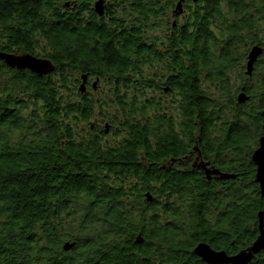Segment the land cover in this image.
I'll list each match as a JSON object with an SVG mask.
<instances>
[{"label":"trees","instance_id":"16d2710c","mask_svg":"<svg viewBox=\"0 0 264 264\" xmlns=\"http://www.w3.org/2000/svg\"><path fill=\"white\" fill-rule=\"evenodd\" d=\"M83 2L0 0V52L54 67L38 75L0 61V264H202L193 253L199 243L247 246L264 207L250 162L253 141L264 135L262 112L253 133L248 115L232 117L239 173L209 181L159 167L157 144L169 159L178 156L173 144L190 140L173 132L169 107L153 99L87 101L79 81L96 77L103 87L114 82L115 93L138 95L159 88L162 62L177 64L173 87L191 94L195 143L196 132H211L210 120L224 116L250 49L264 46V0H123L128 12L115 15L125 17L118 24L131 33L127 47L79 62L76 5ZM207 135L206 150H217L222 140ZM157 170L167 175L159 189ZM67 242L74 246L64 251Z\"/></svg>","mask_w":264,"mask_h":264},{"label":"flooded vegetation","instance_id":"af4514ba","mask_svg":"<svg viewBox=\"0 0 264 264\" xmlns=\"http://www.w3.org/2000/svg\"><path fill=\"white\" fill-rule=\"evenodd\" d=\"M98 3L100 4L101 14L97 12ZM173 5L175 6L176 3L174 2ZM182 10L183 12H186L185 9ZM116 11H119L118 13L121 14H126L128 12L127 4L124 3L123 0H84L82 4H79L78 6L76 5L78 33L77 54L79 62L83 61L86 55H92V53L96 50L102 53L106 47L110 48L115 46L116 48L119 47L118 49H124L127 47L128 42L130 41L129 34L131 33L127 29H123L122 26H119L118 21L124 23L126 20L125 17L119 18V16H116ZM169 11L170 14H172L173 9H171V5L169 6ZM85 18L87 19V24L90 28L88 31L89 36L87 35V37V32L82 30V21L85 20ZM133 37L134 36H132L131 42H133ZM137 38L138 42H140L143 40V35H139ZM87 45H90L91 47H88ZM260 47L262 48V53L254 63L251 75H246L244 70L243 79L240 83H238L236 93L232 98L227 100L229 107L225 110L224 116L222 118L210 120V122L216 124V126L210 128L212 131L208 133H211L213 137L222 140L221 146L218 147L217 150L210 145L208 150H206V146H208V144L203 142V139L208 137V133L196 132L195 143L191 141V126L193 122L190 104L191 94L183 95L175 91L173 86L175 77L177 76V64H172L171 61H169L168 64H166L167 62H162L164 63V66H158L161 68L157 70V74L160 77L158 84L159 88L156 90H149V93L142 92L138 95L130 94L126 91L123 93H115L114 89H112L115 85L114 82L110 81V83H108L109 88L108 85L103 87L101 79L87 76L84 83V91L79 93L80 98L87 101H125L137 98L142 100L143 104L145 101L150 99H153L156 102H162L163 107H169L172 111L171 125L175 135L180 138L184 134L185 138L190 140L173 144L175 153L177 146L179 147L177 153L178 156L170 157L169 159L162 158V156L167 153V150L165 148H161L163 146L162 144H157L158 148L154 151L158 155L157 163L159 164V167L167 173L171 172L173 167H175L178 170L193 174L198 178L204 177L209 181L214 180L224 183L234 179V177L224 178V175H238L241 161L239 147H231L232 143L230 142V139L235 137L237 138L239 136V133L236 131L237 126L234 124L236 122L232 117H235V115L240 112H242L244 116L248 115L251 124L250 130L253 133L255 130L254 125L257 122V116H259L260 112L264 114V46ZM172 57L173 55L170 54L169 58L171 59ZM166 65L168 66V69H165ZM142 74L144 76L145 71H143ZM79 82L80 85L82 83L81 79ZM241 93L245 94L247 97L244 102H238V96ZM182 102H185L184 105L187 107V109L183 111L180 110ZM143 107L147 108V105ZM163 113L166 115V111H163ZM94 122L98 126L101 124V121L97 119H95ZM231 122L233 123V126L222 125L224 123ZM262 136L264 135H261V137ZM259 139L260 138H258V141L254 140L251 146L252 151L250 154V162L254 169V179L256 177L257 166L255 165L252 156L259 148ZM154 178L155 181H157L156 187L159 189V182L161 179L167 178V175H162L160 171L157 170ZM256 185L258 186V192L260 193L259 185L257 183ZM260 198H264V195L262 196L261 193ZM261 212H263L262 217H259V213ZM259 213L257 211L256 220L253 223V238L247 246L245 244L238 245L235 241H232L225 244L223 248L220 249L210 248L215 252H223L227 257H233L242 251H249L250 247L259 237L261 229L264 230V207L259 208ZM197 258L202 264H207L199 257ZM251 262L253 264H264V248L260 249L258 252L252 253L251 259L247 264Z\"/></svg>","mask_w":264,"mask_h":264},{"label":"water","instance_id":"95a60500","mask_svg":"<svg viewBox=\"0 0 264 264\" xmlns=\"http://www.w3.org/2000/svg\"><path fill=\"white\" fill-rule=\"evenodd\" d=\"M196 2L197 0H192ZM177 10H180V2L177 5ZM97 12L101 14L100 4L97 5ZM262 53L260 46H254L250 49L247 55V62L245 66V74L250 76L253 70L254 63ZM0 61H2L7 67L17 70H29L32 73L38 75H47L54 67L50 60L46 58L36 57L30 54H9L0 52ZM82 83L79 87V92L84 91V83L86 76L81 77ZM247 99L245 94L241 93L238 96V102H244ZM105 132H108V126H105ZM252 159L257 166L255 182L259 185L260 193L264 195V137L259 139V148L254 152ZM228 178V176H223ZM263 212L259 213V217H262ZM261 219V218H259ZM261 228V224H260ZM74 246V243H65L63 246L64 251H69ZM264 248V230L261 229L259 237L250 247L249 251H242L233 257H227L223 252L213 251L207 244L199 243L193 250V253L199 257L203 262L207 264H247L252 253L258 252Z\"/></svg>","mask_w":264,"mask_h":264},{"label":"rangeland","instance_id":"374dc122","mask_svg":"<svg viewBox=\"0 0 264 264\" xmlns=\"http://www.w3.org/2000/svg\"><path fill=\"white\" fill-rule=\"evenodd\" d=\"M98 118V117H97ZM99 119V118H98Z\"/></svg>","mask_w":264,"mask_h":264}]
</instances>
